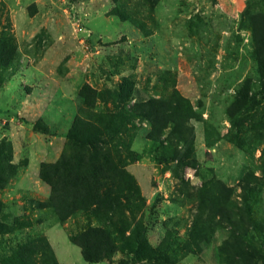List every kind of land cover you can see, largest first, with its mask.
Returning <instances> with one entry per match:
<instances>
[{"label":"rangeland","instance_id":"374dc122","mask_svg":"<svg viewBox=\"0 0 264 264\" xmlns=\"http://www.w3.org/2000/svg\"><path fill=\"white\" fill-rule=\"evenodd\" d=\"M261 57L264 0H0V148L11 143L16 167L0 190V264H13L14 255L39 236L59 264H153L123 249L87 262L70 240L85 227L83 216L55 224L50 214L31 210V200L52 196L42 166L61 160L77 118L94 112L81 95L86 89L106 93L97 104L117 111L120 104L115 107L107 94L130 79L129 105L168 97L175 89L197 113L189 122L195 167L159 164L161 150L148 138L147 120L134 119L123 137L133 152L126 171L145 200L142 221L152 247L165 239L170 219H181L182 242L190 239L187 229L198 212L208 224L206 184L221 182L240 200L245 173L262 176L264 169ZM257 193L253 207L263 220L264 176ZM28 215L44 222L1 231ZM229 236L227 226L210 231L193 252L179 251L177 264H220L219 247Z\"/></svg>","mask_w":264,"mask_h":264},{"label":"trees","instance_id":"16d2710c","mask_svg":"<svg viewBox=\"0 0 264 264\" xmlns=\"http://www.w3.org/2000/svg\"><path fill=\"white\" fill-rule=\"evenodd\" d=\"M260 62L264 68V58L261 57ZM9 64L8 61L6 65ZM133 92L134 82L126 79L119 92L107 94L115 107L120 104L117 111H112L97 104L98 99L106 98V93L93 89L82 91L85 104L94 112L77 118L68 134L69 149L61 160L42 166L41 178L52 187V196L46 202L31 200V210L50 214L48 218L55 224L83 216L85 227L71 233L70 240L82 249L84 259L91 263L110 259L123 249L153 264H177L179 251L193 252L210 231L227 226L230 236L219 247L220 264H264V219H257L253 207L264 169L262 176L245 173L240 181V200L234 198L233 188L221 182L206 184L203 191L210 193L212 204L208 224L203 225L202 213L198 212L187 229L190 239L186 242L177 235L180 218L167 222L166 237L157 248L147 242L142 221L145 200L134 177L126 171L133 152L123 137L134 119L147 120L151 126L148 138L161 150L157 156L159 164L177 162L178 167H195L194 137L189 122L197 113L175 89L168 97L163 95L160 99L129 105ZM36 129L47 132V128L39 124ZM12 161V145L5 142L0 148V190L16 174ZM205 201L204 197L201 201L198 199V204ZM2 209L0 201V211ZM43 222V217L30 219L28 215L1 231L30 228ZM16 260L20 264H59L50 243L42 236L16 253L13 264Z\"/></svg>","mask_w":264,"mask_h":264}]
</instances>
